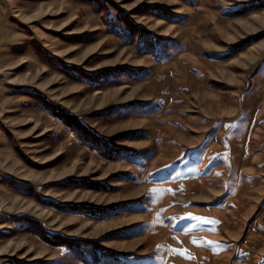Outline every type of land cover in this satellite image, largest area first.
I'll return each instance as SVG.
<instances>
[{
  "label": "rangeland",
  "instance_id": "obj_1",
  "mask_svg": "<svg viewBox=\"0 0 264 264\" xmlns=\"http://www.w3.org/2000/svg\"><path fill=\"white\" fill-rule=\"evenodd\" d=\"M262 2L0 0V264H264Z\"/></svg>",
  "mask_w": 264,
  "mask_h": 264
},
{
  "label": "trees",
  "instance_id": "obj_2",
  "mask_svg": "<svg viewBox=\"0 0 264 264\" xmlns=\"http://www.w3.org/2000/svg\"><path fill=\"white\" fill-rule=\"evenodd\" d=\"M254 3V2H253ZM257 6H252V7H256V8H262L264 7V2L256 4ZM248 7V6H247ZM251 7V6H249ZM248 7V8H249ZM250 12V8L248 9ZM252 10V9H251ZM245 12V11H244ZM153 39H157L156 36H152L151 37V41H153ZM252 39H248L246 40V42H241L239 44L234 45L231 48V52L230 54H232V56L240 51H242L243 48H245L247 46V44L249 42H251ZM229 54V55H230ZM55 111L53 110V113L55 115V117H57L59 120H61V122L63 124H65V126H67L68 128H70L72 131L73 130H78L81 132H89L90 130L87 129V127L80 121L79 117L75 116V115H70L66 112H64V110H62L61 107H59L57 104H52ZM67 209H73V211H76L77 213H82V214H86L88 216H91L93 218H101L103 219L105 217V211L104 210H99V209H94V208H90V207H86V206H73V207H66ZM104 211V212H103ZM100 215H104V216H100ZM57 239H60L61 237L56 236ZM74 240H70L69 238H66L64 240V243L67 245L73 244ZM64 244V245H65ZM104 251V250H103Z\"/></svg>",
  "mask_w": 264,
  "mask_h": 264
},
{
  "label": "snow or ice",
  "instance_id": "obj_3",
  "mask_svg": "<svg viewBox=\"0 0 264 264\" xmlns=\"http://www.w3.org/2000/svg\"><path fill=\"white\" fill-rule=\"evenodd\" d=\"M231 126L234 127V125H231ZM170 167H172V166L169 165L166 168L157 169V171L155 173H151L150 175L154 179H158V182H166V180H160L159 178L161 177V174L163 172H165L167 170V168H170ZM160 191H170V190L159 189V188L151 189V193H157ZM146 199H151V195L146 196ZM173 220H175V222L172 223V227L174 229L180 230V231H185V230L195 226V225H191V224H183L184 221L196 220V221H200L202 224H217L218 223L217 221L210 220L209 218H206V217H193V216L180 217V218H170V222H172ZM182 224H183V227H181ZM209 243H212V242L209 241ZM189 258H191V257H189Z\"/></svg>",
  "mask_w": 264,
  "mask_h": 264
},
{
  "label": "crops",
  "instance_id": "obj_4",
  "mask_svg": "<svg viewBox=\"0 0 264 264\" xmlns=\"http://www.w3.org/2000/svg\"><path fill=\"white\" fill-rule=\"evenodd\" d=\"M173 218H174V217H173ZM173 221H174V220H173ZM173 221H172V222H173Z\"/></svg>",
  "mask_w": 264,
  "mask_h": 264
}]
</instances>
